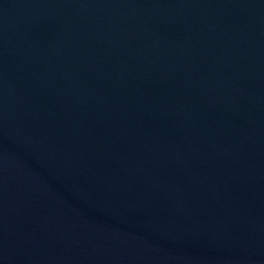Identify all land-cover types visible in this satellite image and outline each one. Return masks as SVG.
Listing matches in <instances>:
<instances>
[{
    "label": "water",
    "instance_id": "obj_1",
    "mask_svg": "<svg viewBox=\"0 0 264 264\" xmlns=\"http://www.w3.org/2000/svg\"><path fill=\"white\" fill-rule=\"evenodd\" d=\"M0 264H264V0H0Z\"/></svg>",
    "mask_w": 264,
    "mask_h": 264
}]
</instances>
